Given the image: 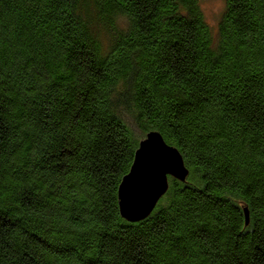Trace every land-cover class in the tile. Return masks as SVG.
<instances>
[{
    "label": "trees",
    "instance_id": "trees-1",
    "mask_svg": "<svg viewBox=\"0 0 264 264\" xmlns=\"http://www.w3.org/2000/svg\"><path fill=\"white\" fill-rule=\"evenodd\" d=\"M149 132L188 173L128 222ZM0 264H264V0H0Z\"/></svg>",
    "mask_w": 264,
    "mask_h": 264
},
{
    "label": "water",
    "instance_id": "water-1",
    "mask_svg": "<svg viewBox=\"0 0 264 264\" xmlns=\"http://www.w3.org/2000/svg\"><path fill=\"white\" fill-rule=\"evenodd\" d=\"M187 173L178 150L168 146L158 132L147 133L117 189L120 216L128 222L146 218L167 191L168 178L182 182Z\"/></svg>",
    "mask_w": 264,
    "mask_h": 264
},
{
    "label": "rangeland",
    "instance_id": "rangeland-1",
    "mask_svg": "<svg viewBox=\"0 0 264 264\" xmlns=\"http://www.w3.org/2000/svg\"><path fill=\"white\" fill-rule=\"evenodd\" d=\"M207 23L213 32L216 31L224 7V0H199Z\"/></svg>",
    "mask_w": 264,
    "mask_h": 264
}]
</instances>
